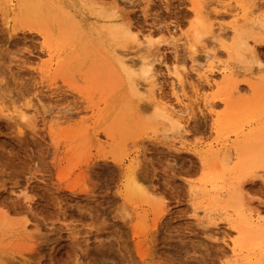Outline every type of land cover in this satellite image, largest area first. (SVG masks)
<instances>
[{
	"label": "rangeland",
	"instance_id": "rangeland-1",
	"mask_svg": "<svg viewBox=\"0 0 264 264\" xmlns=\"http://www.w3.org/2000/svg\"><path fill=\"white\" fill-rule=\"evenodd\" d=\"M31 1L12 0L9 7L0 0V264H233L229 245L237 234L225 217L238 209L245 216L258 211L264 217L259 174L264 153L236 181L204 192L194 149L212 141L232 156L231 147L264 120V109L245 120L240 133L220 131L215 113L222 115L225 106L218 90L194 75L183 45L186 35L200 29L199 59L205 50L217 53L218 65L228 59L221 45L203 49L210 33L190 0H44L49 16L56 18L53 12L60 9L69 12L50 22L59 27L51 40L60 48L54 59L32 28L48 19L31 13ZM193 1L203 5L209 0ZM98 9L115 16L116 37L106 17L95 13ZM218 14L213 23L219 22L230 37L228 12L219 9ZM172 24L173 40L167 39ZM125 26L163 42L151 51L135 47L125 42ZM64 27H69L66 33ZM257 35L264 39V31ZM243 38L249 46L244 55L237 48L243 61L242 68H235L238 101L264 103V40ZM112 47L123 48L128 60L152 62L156 91L166 102H174L169 72L177 70L187 75L186 95H191L189 82L198 85L215 110L202 102L189 104L191 113L171 130L153 119L151 108L144 111L149 100L138 99L133 111L128 99L138 95ZM213 78L220 81L218 74ZM243 78L253 80L256 89ZM16 107L25 110L24 119L16 116ZM256 140L252 145L258 150ZM253 170L254 178L249 175ZM204 204L216 209L212 223L201 218Z\"/></svg>",
	"mask_w": 264,
	"mask_h": 264
},
{
	"label": "bare ground",
	"instance_id": "bare-ground-1",
	"mask_svg": "<svg viewBox=\"0 0 264 264\" xmlns=\"http://www.w3.org/2000/svg\"><path fill=\"white\" fill-rule=\"evenodd\" d=\"M6 1H7V5L10 7L12 5L11 3L12 0H6ZM232 1L234 3L233 7H232V2L229 0H209L207 3L203 5H198L193 0H190L192 4L193 13L197 16L202 17L203 20L202 21L203 23H201L203 26L202 28L208 29L209 30L208 33H210V36L208 37L209 39H207L210 40L209 42H206V44L204 45L203 43L204 41L203 42L201 41V43H203V45L201 44L203 46V49L214 44L223 46L224 52L227 55V59H228L227 62L218 65L217 62L219 61L216 59L217 53H215L213 50L210 51L205 50V52H203V55L201 56V59L198 58L199 55L197 54L196 51L197 49L195 42L200 40L202 34L200 33L201 32L200 29H197V27L193 28L191 32L186 35L183 45L186 46L187 51L191 55L190 56L192 61L191 69L195 73L193 74L196 76L197 80L205 83L208 86L207 88L210 89L216 88L219 93L218 95L219 100L225 106V111L222 115L215 113L217 118V126H219L220 131L232 130L235 133H240L242 130V123L245 120L254 119L256 117L257 112L258 111L261 112L264 109V103L258 101L253 102L251 104L248 103L245 104L238 101L239 88L238 85L236 84L238 80L236 79V71H235V68L243 67V61L241 59V56L244 54H242V50L246 49L249 46L248 44L249 42L248 41L246 42L243 36L246 35L247 37H250L253 42L261 43L264 40L260 38L261 37L260 35H257L260 34L262 31H264V0H232ZM31 2L33 7L31 13L36 17H41V15L43 14V19H48L47 23L44 22L41 26H33L32 28L35 29V31L41 35V37L44 40V47H46L47 54L50 56L51 59H54L58 51H60V48L59 50H57L58 48H56L51 44L52 43L51 40L53 39L52 37H57L56 34L59 27L55 26L50 22L58 19L59 16L60 17L61 16L63 17V15H65L66 17L69 16V12L64 11V9H60V11L57 10L53 12L54 16H56L55 18L51 15L50 16L47 15L46 13L48 12L47 9H49L50 7L44 4V0H32ZM219 9H223L226 12H228V15L230 16L229 18H231L228 27L230 28L229 30L232 33L230 37L228 36L229 34L226 35V32L223 31V27L219 22H217L216 24H214L215 22L213 23V19H216ZM108 12L105 9L103 10L100 9L99 11L95 10V13H97L98 15L102 14L104 15V17H106V19L104 18L103 21H107L110 24L109 32L112 34V37L114 38L118 34L117 31H114L117 21L115 19V16L107 15L106 13ZM67 19L69 22H71V24L74 23V21L71 20L70 18ZM196 20L198 21L197 17ZM104 25L106 26V24ZM68 29L69 27L67 28L64 27L63 29L64 33H66ZM145 36H150L152 40L156 39L154 38V36H152L151 33H147V34L143 33L137 37V40L135 42V47L140 46L141 42L144 43L145 47H148L147 41H145ZM173 36L174 35L169 32L167 39L169 38L173 40L174 39ZM228 41H230L229 44H227ZM250 45L252 46V44ZM238 47H241L242 55L237 51ZM251 48L253 49V47ZM189 49H195V51H189ZM248 49L251 52V49L250 48ZM123 50H124L123 48L122 49L115 47L111 48L113 58L121 69H122L121 67L122 63L127 65L128 62L130 61L128 60V58L122 55V53H124ZM249 55L252 54L249 53ZM59 57L60 56H58V58H56L55 61L57 65H59L62 62V60L59 59ZM248 57L249 56H247L246 58ZM146 61L149 60L140 59L138 62H136L137 68L143 66L145 68H149L150 71H149V78L146 81L145 80L139 81V84L143 85L142 90H139L138 92L135 93L138 95V97L143 96L145 93L148 94L149 101L148 103L145 104V108L146 106L149 109L151 108L150 110L153 111V113L151 112V115L154 116L153 117L154 120L160 119L162 122L167 123L169 125L167 129L171 130L173 126H177L179 123L181 124L180 121L177 122L178 119L182 118L183 115L186 116L187 114H189L190 105L193 103L195 105H198V102H202V104L210 112L213 113L214 108L213 105L211 104L212 102L210 101L211 102L210 103L207 100L206 95H204V92L202 93L198 85L189 82L188 84L191 90V95H186L185 85L187 84V80H186L187 75L184 72H180L177 70L169 72V74L172 77L171 96L174 102L168 103L165 100H163V98L161 97L160 94L157 93L155 88V80H154L155 74L152 71L153 70L152 62L149 64V63H145ZM215 74H218V76H220L219 82H216L215 78H213ZM242 80L248 83L250 88L256 89L253 80L246 78H243ZM260 81L261 83H264V78H262V80L260 78ZM13 111L16 113V116L19 119L22 120L25 118L26 112L21 107H16ZM263 124H264V120L257 121L258 127L255 126L253 129L251 128V130H248L249 132L244 135V139L241 142H238L235 145H233V147H231L232 156L226 155V153L222 150L223 147L216 148V145H214L212 141L211 143L209 142L208 144L206 143L205 145H199L197 148L194 149V151L199 157L201 167L203 170V176L201 178L202 180L200 181L199 186L203 187V189L207 188V184L211 186L206 190L204 189L203 190L204 192L209 190L216 191L217 189L222 188L225 185V181L231 183L236 181L240 176H242L243 174L251 170V168H253L254 166L253 163L256 164L255 163L256 160H260L258 157L263 154H258V153L261 150L262 151L260 153H264ZM262 133L263 136L261 135ZM255 140L258 142L259 144L258 146H260L258 150H255L254 146L252 145L253 141L255 142ZM177 141L181 144L182 143L184 144L185 142L184 140H182V138H179V140ZM197 191L195 190L194 193L196 194ZM220 193H218L215 196L221 195ZM231 193L232 192H227V194H231ZM237 196L238 195H234L235 198ZM200 208H202L200 211L202 213L201 218H203L205 221L212 223V221H214L216 217L215 216L216 209L215 210L212 209L211 207H209L208 204L207 206H205V204L204 206L203 205L199 206V209ZM197 209L198 207H196V210ZM234 213L235 215H232L231 213H227L225 217L226 223L237 234L236 237L231 240V243L229 245L231 255L233 257V261L231 262H233V264H264V217L260 215L258 211L254 213L250 212L247 216L243 215L241 209L236 210ZM138 250H137L138 256L142 260H144L143 258L144 254H142L141 251ZM228 262H230V260Z\"/></svg>",
	"mask_w": 264,
	"mask_h": 264
},
{
	"label": "snow or ice",
	"instance_id": "snow-or-ice-1",
	"mask_svg": "<svg viewBox=\"0 0 264 264\" xmlns=\"http://www.w3.org/2000/svg\"><path fill=\"white\" fill-rule=\"evenodd\" d=\"M182 26V25H181ZM170 27L173 29V35H177V32L175 31V24H172L170 25ZM142 30H143V26H141ZM163 28V26L161 25V29ZM122 31L124 33V36H125V42H131V43H135L136 40H137V37L140 35V33H131L128 31L127 27H123L122 28ZM145 41H147V46L149 48V50H153V45L156 44V43H162L163 40L160 38V37H157L156 40H152L150 36H145ZM144 47V43L141 42L140 43V48L143 49ZM41 52L44 51L43 48L40 49ZM189 51H195V49H189ZM122 55L124 56H127V52L125 53H122ZM145 63H151V61H146ZM121 67H122V70L125 74H127V76L129 77V86L130 88L132 89L133 92H138L139 90H142L143 88V85L142 84H139V81L140 80H147L149 78V71L150 69L149 68H145L143 66H141L140 68H137L136 67V60H130L128 62L127 65L125 64H121ZM173 66L172 65H169V70L171 71V68ZM187 70V69H185ZM40 81H37V84L39 85ZM138 99L140 101H147L148 100V94L145 93L143 96H132L131 98L128 99V104L129 106L132 108L133 111H136L137 109L135 108L136 104H137V101ZM144 111H148L147 108H144ZM260 176L261 178H264V169H262L260 171ZM249 175L254 178L255 175H256V172L253 170L249 173ZM23 195V194H22ZM257 197H250V199H256ZM261 203H264V192H262L261 194Z\"/></svg>",
	"mask_w": 264,
	"mask_h": 264
}]
</instances>
